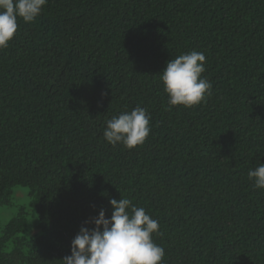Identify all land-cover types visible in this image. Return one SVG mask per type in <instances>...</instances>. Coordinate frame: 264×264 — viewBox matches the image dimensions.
<instances>
[{
	"label": "trees",
	"instance_id": "1",
	"mask_svg": "<svg viewBox=\"0 0 264 264\" xmlns=\"http://www.w3.org/2000/svg\"><path fill=\"white\" fill-rule=\"evenodd\" d=\"M0 49V264H63L82 224L128 198L159 223L162 264H264V0H48ZM202 52L212 94L169 106L166 63ZM137 105L146 141L103 135ZM87 227H94L89 223Z\"/></svg>",
	"mask_w": 264,
	"mask_h": 264
},
{
	"label": "clouds",
	"instance_id": "2",
	"mask_svg": "<svg viewBox=\"0 0 264 264\" xmlns=\"http://www.w3.org/2000/svg\"><path fill=\"white\" fill-rule=\"evenodd\" d=\"M48 0H0V49L7 48L18 30V18L34 22ZM206 57L202 52L181 54L166 63L161 80L168 95L169 106L193 107L212 94V84L202 76ZM151 116L137 105L107 120L103 135L113 146L123 144L128 149L142 145L148 138ZM254 187L264 189V163L248 172ZM112 214L85 221L71 241V255L63 264H162L164 248L156 244L159 223L128 198L111 199ZM94 227H87V224Z\"/></svg>",
	"mask_w": 264,
	"mask_h": 264
},
{
	"label": "rangeland",
	"instance_id": "3",
	"mask_svg": "<svg viewBox=\"0 0 264 264\" xmlns=\"http://www.w3.org/2000/svg\"><path fill=\"white\" fill-rule=\"evenodd\" d=\"M23 207L27 218V223L21 234L31 236L38 232L37 215L33 207L29 205L28 188L26 186H14L9 203H0V224L7 222Z\"/></svg>",
	"mask_w": 264,
	"mask_h": 264
}]
</instances>
